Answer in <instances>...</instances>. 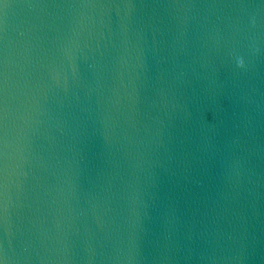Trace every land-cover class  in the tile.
<instances>
[{
  "label": "water",
  "instance_id": "95a60500",
  "mask_svg": "<svg viewBox=\"0 0 264 264\" xmlns=\"http://www.w3.org/2000/svg\"><path fill=\"white\" fill-rule=\"evenodd\" d=\"M0 258L264 264V0H3Z\"/></svg>",
  "mask_w": 264,
  "mask_h": 264
},
{
  "label": "clouds",
  "instance_id": "9594fccd",
  "mask_svg": "<svg viewBox=\"0 0 264 264\" xmlns=\"http://www.w3.org/2000/svg\"><path fill=\"white\" fill-rule=\"evenodd\" d=\"M236 62H237V65L241 66V67H243L244 63H245L243 57H237V61Z\"/></svg>",
  "mask_w": 264,
  "mask_h": 264
},
{
  "label": "snow or ice",
  "instance_id": "6c2138e0",
  "mask_svg": "<svg viewBox=\"0 0 264 264\" xmlns=\"http://www.w3.org/2000/svg\"><path fill=\"white\" fill-rule=\"evenodd\" d=\"M0 4H3V0H0ZM5 7L7 5H4ZM0 264H5L4 259L0 258Z\"/></svg>",
  "mask_w": 264,
  "mask_h": 264
}]
</instances>
